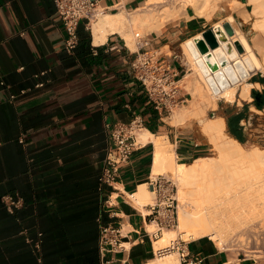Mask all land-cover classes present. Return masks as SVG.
Masks as SVG:
<instances>
[{
	"label": "crops",
	"instance_id": "0c3cea01",
	"mask_svg": "<svg viewBox=\"0 0 264 264\" xmlns=\"http://www.w3.org/2000/svg\"><path fill=\"white\" fill-rule=\"evenodd\" d=\"M141 1L99 5L114 12ZM193 19L142 35L137 48L118 32L95 43L92 23L82 20L78 45L69 51L54 0H0V264H102L101 230L109 222L124 245L107 252L111 264L156 260L150 203L142 207L131 196L142 184L152 188L155 143L151 138L136 147L121 165L116 189L100 178L111 142L108 123L141 114L146 128L174 143L177 158L203 155L206 147L179 135L182 129L166 120L132 67L144 50L183 71L177 48L201 27ZM235 108L233 115L248 117L247 107ZM7 194L20 201L11 203ZM188 246L209 264H264L231 254L206 235Z\"/></svg>",
	"mask_w": 264,
	"mask_h": 264
},
{
	"label": "bare ground",
	"instance_id": "6f19581e",
	"mask_svg": "<svg viewBox=\"0 0 264 264\" xmlns=\"http://www.w3.org/2000/svg\"><path fill=\"white\" fill-rule=\"evenodd\" d=\"M222 1L144 0L142 6L131 11L125 7L114 12L103 11L91 24L94 42L101 43L110 33L118 32L130 46L138 47L134 38L135 27H140L144 33L159 31L164 22L172 19L176 13L192 17L190 8L193 9V16L210 18ZM228 1L243 22L249 21L252 14L256 15L253 36L249 37L245 33L238 24L235 13L230 12L210 27L219 31L220 39L217 42L209 37L211 42L206 46L202 40V32L190 37H196L195 40L188 43L187 40L183 41L180 54L185 64L193 70L188 77L193 98L190 104L177 108L170 115L173 123H183L191 117L202 118L207 108L218 106V99L234 100L237 91H240L243 98H252L254 83L248 80L251 67L264 70V0H251L254 4L252 11L246 9L242 0ZM207 34L209 36L208 32ZM194 42L199 44L202 51L199 56L194 50ZM222 53L226 54V61L222 58ZM200 59L208 62L205 64L209 65V70ZM212 78H218L222 84L218 91L214 89L219 88L218 84L212 86ZM255 84L261 85L260 82ZM200 129L219 154L202 155L189 162L179 161L174 143L166 141L161 135L146 127L138 133L140 142L152 138L155 143L154 175L171 172L179 186L177 228H165L155 239V249L158 252L163 249L156 260L147 264H180L177 251L168 247L178 233L191 238L209 235L222 245L228 231H234L247 223L248 214L255 202L253 200L257 197L262 199L264 224V146L246 148L241 140L227 132V121L223 114L205 119L200 123ZM131 196L137 204L144 207L145 204L154 202L155 190L148 184H142L140 190ZM151 227L153 230V224Z\"/></svg>",
	"mask_w": 264,
	"mask_h": 264
},
{
	"label": "built area",
	"instance_id": "2783aa9c",
	"mask_svg": "<svg viewBox=\"0 0 264 264\" xmlns=\"http://www.w3.org/2000/svg\"><path fill=\"white\" fill-rule=\"evenodd\" d=\"M54 1L66 31V48L72 51L79 42L78 28L82 20H86L87 25L91 24L100 12L105 11V8L100 7L99 0ZM136 36L140 44V38L143 36L139 32L136 33ZM132 67L137 78L154 100L156 107L165 114H170L181 99L182 68L172 64V61L167 57L160 58L144 50L137 51V56L132 61ZM42 84L43 82L38 83V85ZM14 96L12 94V97ZM108 127L111 142L100 178L103 183L118 189L116 183L121 165L130 161L134 150L141 143L138 140V133L145 127V121L141 114H135L127 121L110 122ZM150 182L152 189L156 192L155 201L150 203L151 221L155 222V228L150 230V233L157 238L162 234L164 228L175 226L178 223L179 200L174 192V181L164 173L156 174ZM111 196L112 193L108 200L110 206L113 204L110 200ZM5 199L13 204L20 201L19 199L15 200L9 194L5 196ZM121 236V231L113 223L102 225V264H111L112 259L106 257L108 251L124 247ZM168 247L178 252L180 264H209L203 255L189 249L188 240L182 236L172 239ZM35 249H40L39 241H36ZM162 249H159V253L162 252Z\"/></svg>",
	"mask_w": 264,
	"mask_h": 264
},
{
	"label": "rangeland",
	"instance_id": "374dc122",
	"mask_svg": "<svg viewBox=\"0 0 264 264\" xmlns=\"http://www.w3.org/2000/svg\"><path fill=\"white\" fill-rule=\"evenodd\" d=\"M242 1L245 2L246 9H248L250 11L253 10L254 4L251 0H242ZM143 2H144V0L141 1V6L143 5ZM220 5L221 6H219L218 8L215 9V11L212 12V17H210V18H207L206 16H196V15L193 16V13H194L193 9L190 8L189 13L192 14V17H190L189 14H187V15H189V16H187V15H185V13H180V14L176 13V15L172 19L164 22V24H167V26H171V25L183 26L185 20L188 19L189 17L194 18L193 20H200L201 27L198 30L190 31L189 36L194 34V33L202 32V34H201L203 37L202 40H203L204 44H206V46H207L208 42H211L209 37H211L213 39V41H216V42L218 39H220V34H219L218 29L217 28L211 29L210 27L213 24H215V22L225 18V16L227 14H229L230 12H234V10L232 9V6L228 0H223ZM220 7H221V9H220ZM131 10H133V9H129V11H131ZM234 13L236 15L238 24L240 26H242L245 33L249 37H252L253 33L255 31V29L253 28V25H254L253 23L256 20V15L252 14L250 16L251 19L249 21L243 22L242 17L237 12H234ZM95 20H96V18L92 20V23ZM142 30L143 29H141L140 27L134 28V38H136V40L138 39L137 36H135L137 32H140L141 35H145V34L151 32V31H147L144 33V31H142ZM207 32L209 33V36H208ZM195 38L196 37H194V39H192V40H195ZM193 45H194V50L197 52V55L199 56L202 52L200 47H199V44L197 42H194ZM134 48H137V47H134ZM168 50L169 49H167V51ZM168 52L171 53L170 50ZM177 53L179 54V58H180V61L182 62V67H183V71L181 73V78H183V79H181V81H180L181 99H180V102L174 106L172 112L170 114H166V115H168L166 117V120H168L169 122H170V115L175 110H177V108H179L183 105L190 104L191 99L193 98V94L191 93V90L189 88V81H188V77L192 75L193 70H191L188 67L189 65L187 66V63L185 64V61L183 60V58H181V54H180L181 53V47L177 48ZM222 58L224 60L225 59L227 60L225 53H222ZM200 60L203 63V66L204 67L206 66V68L209 70V68L207 67L209 65L205 64V62H207V61H205L203 59H200ZM250 71H251V73L248 77V80L252 81V83H254L253 87L251 89L252 98L243 99L240 97L239 91H237L236 97L232 101L225 100V98L218 99V106L216 108H212V107L207 108V112H206L204 117H202V118L191 117L190 119H188L187 121H185L183 123H179V124L176 123L175 124L180 129H182V133H180L179 135L188 136L189 140L197 141V142H199V146L202 145V146L206 147L203 155H217V154H219V152H218L217 148L210 142L207 135L204 134L203 131L200 129V123L204 122L205 119L209 118L210 116L214 117L218 114H223L226 117V121H227V129L226 130L230 135L234 136L232 134V132L230 131V125H229L227 115H231V114L233 115V113H235L236 104L241 106L242 108L247 107L246 110L250 112L248 117H245V119L243 118L241 120V124L244 126L243 132L246 136V140L244 142L241 141L243 143V145L246 148H252L255 145L264 146V108H259L256 105V96H254L252 93V90L254 88L256 89L255 86H258V88H261L264 90V82H261V85L255 84V83H257L255 80H260V78H264V70H261L257 67H251ZM184 76H186V77H184ZM211 80L213 83L212 86H214L215 84L217 86V84H218L219 88L214 87V89L218 91L220 89V87H222V84L220 83L218 78H216L215 80H213V78H212ZM259 98H261V97H259ZM182 99H184V100H182ZM246 104H248V106H246ZM177 159L182 161V159H180V158H177ZM164 174L167 177H169L171 180L174 181V183H175V187H174L175 191L174 192L178 198V189H179L178 187L179 186H178V182L176 181L174 175L171 174V172H165ZM155 196H156V192H155ZM259 198L260 197H257V198H255L256 200L255 199L253 200V201H255L254 204L252 205L253 209L250 212V214H248L249 219H248L247 223L244 224L245 226L243 225L241 228L238 227V228H236L237 230L235 229L234 231H228L226 233L225 241L222 245L219 243L218 240H215V242L218 244V246L220 248L227 250L231 254L248 256L251 258H257L259 260H261V259L264 260V224H262L263 223L262 222V220H263L262 219L263 218V216H262L263 215L262 214L263 213L262 205L263 204H262V199L260 198L261 199L260 200ZM178 200H179V198H178ZM153 201H155V198L153 199ZM255 203H256V205H255ZM250 204H251V202H250ZM179 209H180V205L178 204V214H179ZM178 223H179V220H178ZM178 223L175 226H170L167 228H177ZM153 228H155V225ZM177 236H181V234L178 233ZM206 236H209V235H206ZM183 238L186 240L191 239V237H187L185 235ZM158 253L159 252L156 250L154 253V257L157 256V258H158ZM177 257L179 259L178 252H177ZM179 263H180V260H179Z\"/></svg>",
	"mask_w": 264,
	"mask_h": 264
},
{
	"label": "trees",
	"instance_id": "16d2710c",
	"mask_svg": "<svg viewBox=\"0 0 264 264\" xmlns=\"http://www.w3.org/2000/svg\"><path fill=\"white\" fill-rule=\"evenodd\" d=\"M260 80L262 82H264V78H260ZM252 93L254 96H256V105L259 108H264V91L260 92L258 89H253ZM261 97V98H259ZM228 116V121H229V125H230V131L232 132V134L237 137L238 139H240L242 142L245 141L244 136L242 135V130H243V125L240 123V120L242 118V114H236V115H227ZM201 155V154H199ZM198 156V155H197ZM192 160V159H191ZM189 160V161H191Z\"/></svg>",
	"mask_w": 264,
	"mask_h": 264
},
{
	"label": "water",
	"instance_id": "95a60500",
	"mask_svg": "<svg viewBox=\"0 0 264 264\" xmlns=\"http://www.w3.org/2000/svg\"><path fill=\"white\" fill-rule=\"evenodd\" d=\"M226 26L228 27V29H229V25L228 24H226ZM230 30V29H229ZM231 31V30H230Z\"/></svg>",
	"mask_w": 264,
	"mask_h": 264
},
{
	"label": "flooded vegetation",
	"instance_id": "af4514ba",
	"mask_svg": "<svg viewBox=\"0 0 264 264\" xmlns=\"http://www.w3.org/2000/svg\"><path fill=\"white\" fill-rule=\"evenodd\" d=\"M263 99H264V97H263Z\"/></svg>",
	"mask_w": 264,
	"mask_h": 264
}]
</instances>
